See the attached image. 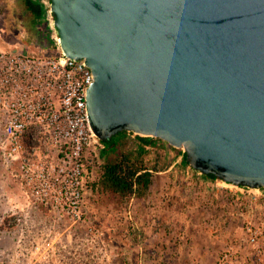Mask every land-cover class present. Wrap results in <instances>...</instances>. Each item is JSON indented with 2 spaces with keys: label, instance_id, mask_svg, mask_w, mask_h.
<instances>
[{
  "label": "water",
  "instance_id": "1",
  "mask_svg": "<svg viewBox=\"0 0 264 264\" xmlns=\"http://www.w3.org/2000/svg\"><path fill=\"white\" fill-rule=\"evenodd\" d=\"M83 60L91 131L159 139L231 186L264 188V0H49Z\"/></svg>",
  "mask_w": 264,
  "mask_h": 264
},
{
  "label": "built area",
  "instance_id": "2",
  "mask_svg": "<svg viewBox=\"0 0 264 264\" xmlns=\"http://www.w3.org/2000/svg\"><path fill=\"white\" fill-rule=\"evenodd\" d=\"M35 1L54 29L56 53L46 57L0 50V165L16 169L28 197V208L8 210L1 221L8 234H18L15 241L22 264L44 263L57 251L55 236L42 235L38 241L25 243L31 234L32 212L44 209L56 223L69 226L82 221L86 185L101 171L105 149L87 120L86 90L92 73L83 60L62 53L49 0ZM175 171L189 179L205 178L186 166H176ZM206 185L219 189L231 208L248 214L240 233L230 234L214 264H264V210L259 211L263 214L260 221L250 216L252 204L264 201V188L235 187L211 178ZM73 256L77 258L76 252Z\"/></svg>",
  "mask_w": 264,
  "mask_h": 264
},
{
  "label": "rangeland",
  "instance_id": "3",
  "mask_svg": "<svg viewBox=\"0 0 264 264\" xmlns=\"http://www.w3.org/2000/svg\"><path fill=\"white\" fill-rule=\"evenodd\" d=\"M54 29L43 18L36 24L30 23L13 0H0V50H18L29 54H38L46 57L53 56L56 51L52 45ZM1 130V126H0ZM133 146L125 147L131 150ZM147 162L149 168L157 166V174L154 177L164 176L167 179V191L150 186L143 195L132 196L124 204H118L91 185L97 180L99 172L89 179L84 197V216L80 223L69 226L64 222L56 223L54 216L44 209L32 212L30 218L31 234L26 237L29 240H40L43 235L57 237L56 254L49 257L41 264H137L127 251V258L123 257L121 249L123 228L141 216L142 222L158 225L161 218L154 223L155 193H159V199L170 200L171 210H168L167 227L170 231L168 239L171 243L172 261L170 264H188L189 261L201 258L202 264H214L218 253L230 235L222 237L219 245L214 241L212 232L225 225L229 232L240 233L243 220L237 217L231 223L227 210L229 202L220 197H213L212 193H203L198 188L190 193V185L193 179L185 178L182 173L175 171L176 166L181 165L180 151L169 149L160 143L158 147L147 150ZM105 157L102 159L103 166ZM174 164V168L166 173L167 169ZM162 173V174H160ZM153 187V188H152ZM139 197V199H137ZM162 205V202L159 203ZM191 207L190 213L187 209ZM252 219L260 221L264 210V201L252 204ZM28 208V197L24 191L14 168L6 169L0 165V264H22L23 256L19 253L20 248L16 244V236L8 234L4 229L1 217L8 210L21 211ZM208 211V212H207ZM219 213L221 223L214 219V212ZM226 214V215H225ZM163 218V224L166 222ZM160 220V221H159ZM230 221V222H229ZM229 224V225H228ZM202 225V226H201ZM161 226H163L161 224ZM207 227L204 229V227ZM165 226H163V229ZM209 228V231H206ZM235 229V230H234ZM146 236V233L145 235ZM147 244V240H146ZM76 252V257L73 256ZM190 254L189 258L186 254ZM21 256V257H20ZM129 256V257H128ZM192 258V259H191ZM139 264V263H138Z\"/></svg>",
  "mask_w": 264,
  "mask_h": 264
},
{
  "label": "trees",
  "instance_id": "4",
  "mask_svg": "<svg viewBox=\"0 0 264 264\" xmlns=\"http://www.w3.org/2000/svg\"><path fill=\"white\" fill-rule=\"evenodd\" d=\"M19 7L26 19L36 24L44 18V9L35 0H13ZM135 137L134 142L128 137ZM105 149L102 151V157L105 162L97 180L91 185L92 189H97L102 194L108 196L118 204H124L132 196L143 195L148 191L154 173H157V166L149 168L147 162V152L144 146L158 147L160 143L167 148L174 150L167 143L153 138L134 136L131 133L121 132L113 136L109 141H103ZM131 144V150H125V147ZM182 166L189 167L185 158L181 161ZM152 170V172L149 171ZM205 176V175H204ZM211 179H217L214 176H205Z\"/></svg>",
  "mask_w": 264,
  "mask_h": 264
},
{
  "label": "crops",
  "instance_id": "5",
  "mask_svg": "<svg viewBox=\"0 0 264 264\" xmlns=\"http://www.w3.org/2000/svg\"><path fill=\"white\" fill-rule=\"evenodd\" d=\"M128 139L131 140V142L136 141L134 140L135 137L129 136ZM149 148H154V147L144 146V149L146 150V152ZM149 171L152 172L151 169H149ZM166 172L167 171L162 172V173H166ZM207 179H208L207 177L202 178L201 180L193 179L194 181L192 182V184H190V185H193V186H190L191 187L190 193H192V191L194 192L195 188H198V190H201L203 193L211 192L213 197L215 198H219L220 196L227 200V197L219 189L208 187L206 185ZM167 183H168L167 179L164 176L159 175L158 178H155V177L153 178L150 186H153L154 188H156L157 189L156 191H160L162 189L164 191H167V188H166ZM154 196H155L154 202H155L156 208L153 214L155 216V218L153 219L154 220L153 222L156 223L157 221L155 220H158L161 218L162 220L161 221L159 220L160 223L157 226L156 225L154 226L152 224L148 226V224L144 223V221L142 222L143 218L139 216V219H137V221L135 220L132 223L133 224L132 226L127 225V227L123 228L122 237H121L122 242H123V244H121V249L123 250V257L124 259H126L128 255L127 251L129 252V255H131V251L133 250L134 253L131 255V257L132 259H134V262L137 264L138 263L139 264H170V261H172L173 259L172 258L173 252H171L172 246H171V243H168L170 242L168 239V236L170 235V231L168 230V227H167L168 222L166 221V218L168 219V210L169 211L171 210V207L169 205L170 200H168L167 195H166V199L164 200L159 199L158 197L159 193L157 194L155 193ZM137 199H139V197H137ZM160 202H162V205L159 204ZM190 210H191V207L187 209L186 211L187 214L190 213ZM227 211L228 212L226 214H227V217L229 216V218L231 219V223L235 217H237V220L241 221V220H244L245 217L248 215L246 212H244V215H243L242 213H240V211H238L237 209H233L231 207H229ZM162 216H164V221L166 222L165 224H163L162 222L163 221ZM221 217L222 216H220L219 213H216V211L214 212L213 218L214 219L217 218L218 220V222H214L215 225H218L221 223L222 221L220 220ZM161 224L165 226L164 229H163V226H161ZM206 228L207 227H204V229ZM226 228H228L226 227V225L223 230L220 227H218L215 230H213V232L211 230L212 228L210 229L212 232L214 241L217 242L219 245L222 243V237L226 235L228 236L231 234V232L227 234L228 229ZM210 230L208 228L206 231L210 232ZM217 230H221L220 235L216 233ZM238 231L240 232V230ZM145 233H146V236H144ZM146 240H147V244H146ZM189 256H190L189 253L186 254V257L189 258ZM188 264H202V260L201 258H197L195 260L189 261Z\"/></svg>",
  "mask_w": 264,
  "mask_h": 264
}]
</instances>
